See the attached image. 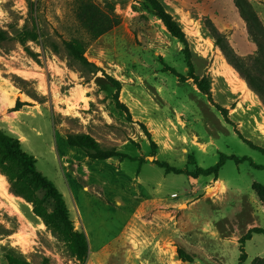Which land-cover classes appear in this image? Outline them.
<instances>
[{
	"label": "rangeland",
	"instance_id": "1",
	"mask_svg": "<svg viewBox=\"0 0 264 264\" xmlns=\"http://www.w3.org/2000/svg\"><path fill=\"white\" fill-rule=\"evenodd\" d=\"M80 1L0 0V29L15 35L31 23L33 2L39 32L26 45L16 39L0 44V129L20 139L63 193L75 227L87 230L89 254L85 263L72 255L0 173V264H7L10 247L29 264H239L240 238L252 227L264 228V204L252 188L264 184V153L238 133L264 147V101L231 69L205 26L211 19L240 56L255 55L249 34L246 41L239 35L233 0H161L181 23L194 73L209 79L211 98L193 78L182 81L167 68L188 75L184 45L144 0H115L121 23L85 53L100 70L71 63L63 40L87 39L75 16ZM250 1L264 23V0ZM241 41L254 48L241 54ZM105 73L121 82L118 100ZM74 133H89L103 148L136 160H92L66 143ZM222 154L247 156L262 167L228 159L217 177H192L154 162L193 171L213 166ZM253 236L244 245L245 264L264 258V235ZM180 246L192 261L179 258Z\"/></svg>",
	"mask_w": 264,
	"mask_h": 264
},
{
	"label": "trees",
	"instance_id": "2",
	"mask_svg": "<svg viewBox=\"0 0 264 264\" xmlns=\"http://www.w3.org/2000/svg\"><path fill=\"white\" fill-rule=\"evenodd\" d=\"M144 1L146 5L153 10L157 18L161 20L168 32L184 45L183 52L188 67V75L186 76L180 73L173 67L167 68L182 81L190 77L193 78L198 88L211 98V84L209 79L205 77L200 78L194 73L195 68L192 61V51L181 23L166 8L161 0ZM233 2L240 13V16L246 23L247 32L251 37V40L257 46L255 55L248 59L240 56L230 43L227 35L222 33L211 19H206L205 26L208 29L210 37L214 40L215 45L222 51L227 62L236 69L248 86L264 101V23L250 0H233ZM34 11V3L30 2L29 12L31 23H25L15 35H11L8 31L0 29V44L11 39H16L22 45H26L28 41H37L39 32ZM75 16L80 26L84 29L87 39L81 37L65 39L63 40V46L71 63L79 64V66L87 72L96 73L100 70V67L90 61L85 53L91 41L98 39L100 36L106 34L121 23V17L116 12V2L115 0H104V5L102 6L93 0H81L76 7ZM53 48L54 50H58L57 44H53ZM104 75H106L115 86L116 92L114 97L118 100L119 92L121 90V82L107 73ZM20 105L21 102L18 99L14 110H18ZM120 105L124 106L121 103ZM219 108L224 114H227L225 108ZM144 128L146 134L151 138L149 131L145 126ZM238 134L240 138L247 142L251 147L264 153V147L255 145L251 141L243 138L240 133ZM66 143L69 146L81 148L92 160H107L112 157H119L121 160H136V157L118 151L115 148H103L96 138L89 133L68 134ZM151 144L154 146V141H151ZM228 159L235 160L237 163L249 161L255 167H262V165L256 164L250 157H238L234 154H222L220 160L213 166L207 168L197 167L193 171L177 168L166 161L155 160L154 162L167 173H186L192 177L211 175L217 177L221 167ZM142 162L143 160L140 159L139 168ZM0 173L7 177L11 191L15 195L24 198L27 202L32 203L33 212L42 218L44 223L54 232V234L63 238L72 255L76 256L81 263H85L89 254L88 237L83 230L75 227L63 193L51 179L39 170L35 156L26 152L22 148L20 139L1 129ZM252 188L264 204V184L254 182ZM39 193L42 194L39 195ZM48 208H50V210H48ZM254 234L264 235V228L252 227L240 238L241 253L239 256V264H245L248 258L244 245ZM177 252L179 258L182 260L192 261V255L183 247H178ZM5 259L7 264H29L24 256L13 247L7 249ZM251 264H264V258L256 256L251 261Z\"/></svg>",
	"mask_w": 264,
	"mask_h": 264
},
{
	"label": "crops",
	"instance_id": "3",
	"mask_svg": "<svg viewBox=\"0 0 264 264\" xmlns=\"http://www.w3.org/2000/svg\"><path fill=\"white\" fill-rule=\"evenodd\" d=\"M232 9H231V13L233 14V19H234V22H235V24L238 26V28L240 29V31H239V35L241 36V38L243 39V41H246L245 39H247V34H248V32H247V28H246V24H244L245 22H244V20L241 18V17H238L237 16V14H236V11H235V8L232 6L231 7ZM220 11H219V14L221 15L222 13H223V11H222V9H219ZM218 14H217V12H216V14H212V18H213V20L215 21V22H217V20H216V16H217ZM244 25H245V27H244ZM230 37H232V36H230ZM246 43V42H245ZM236 45H238V50H240V53L242 54V53H245V51H246V49H247V46H249L251 49L252 48H254L253 47V45L251 44H248V45H245L244 43H242V41H241V43H239L238 44V42L236 43ZM76 204V208H77V210H76V215H75V218L77 219V221L80 223V225L82 226V227H84V222H83V216H82V208H80L79 207V205L77 204V203H75ZM87 230L86 229H84V232L86 233V235L88 236V233L86 232ZM254 236H252V238H253ZM88 241H89V239H88Z\"/></svg>",
	"mask_w": 264,
	"mask_h": 264
},
{
	"label": "bare ground",
	"instance_id": "4",
	"mask_svg": "<svg viewBox=\"0 0 264 264\" xmlns=\"http://www.w3.org/2000/svg\"><path fill=\"white\" fill-rule=\"evenodd\" d=\"M231 67V69L239 76V74H238V72L232 67V66H230ZM239 78L246 84V81L243 79V78H241L240 76H239ZM241 81V82H242ZM247 87V86H246ZM256 94V93H255Z\"/></svg>",
	"mask_w": 264,
	"mask_h": 264
}]
</instances>
